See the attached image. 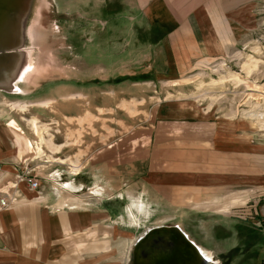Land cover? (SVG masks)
I'll use <instances>...</instances> for the list:
<instances>
[{
	"label": "rangeland",
	"instance_id": "1",
	"mask_svg": "<svg viewBox=\"0 0 264 264\" xmlns=\"http://www.w3.org/2000/svg\"><path fill=\"white\" fill-rule=\"evenodd\" d=\"M130 3L23 0L16 17L17 45L24 42L31 54L21 56L26 51L19 46L14 69L0 70L3 81L16 78L17 88L0 89V119L25 137L27 163L35 170L41 193L74 203L91 199L113 216L109 222L124 236L114 239L107 260L93 257L92 264H131L135 240L159 225H177L210 254L209 264H264V187L250 182L235 187L246 188L248 197L226 214L211 207L200 211L189 203L167 204L155 195L143 196L131 172L124 175L129 186L121 193L109 162L116 138L122 135L126 161L132 138L142 140L171 117H225L240 129L248 126L264 142V0H251L246 11L237 9L241 39L229 55L177 75L169 72L173 68L158 66L164 31L141 26L127 9ZM106 121L107 145L97 136ZM85 129L93 137L86 169L79 139ZM100 150L107 166L100 162ZM71 161L78 166L76 172Z\"/></svg>",
	"mask_w": 264,
	"mask_h": 264
},
{
	"label": "crops",
	"instance_id": "2",
	"mask_svg": "<svg viewBox=\"0 0 264 264\" xmlns=\"http://www.w3.org/2000/svg\"><path fill=\"white\" fill-rule=\"evenodd\" d=\"M250 4L251 0H131L127 9L141 26L164 31L159 42L164 53L157 57L158 66L173 68L169 72L177 75L195 64L229 55L241 39L236 11ZM242 27L246 28L244 22ZM231 122L225 117L212 121L167 118L168 124L149 130L142 140L132 138L135 143L129 146L126 161L121 135L109 147L114 150L109 162L117 174L115 187L124 192V186H129L124 175L131 172L132 182H137L143 196L228 213L248 197L246 188L235 187H245L248 182L264 187V142L254 138L248 126L240 129ZM107 128L106 121L97 135L105 143ZM91 135L85 129L79 138L83 140L84 169L91 160L86 154L91 149ZM99 154L100 162L107 166L103 151ZM28 155L25 137L0 119V199L8 202L0 207V264L107 260L114 239L124 236L109 222L113 216L95 207L91 199L79 203L70 198L54 200L39 187H29L22 175L36 174L27 163ZM77 169L71 161V171Z\"/></svg>",
	"mask_w": 264,
	"mask_h": 264
},
{
	"label": "water",
	"instance_id": "3",
	"mask_svg": "<svg viewBox=\"0 0 264 264\" xmlns=\"http://www.w3.org/2000/svg\"><path fill=\"white\" fill-rule=\"evenodd\" d=\"M204 260L177 225H159L136 239L131 264H206Z\"/></svg>",
	"mask_w": 264,
	"mask_h": 264
},
{
	"label": "bare ground",
	"instance_id": "4",
	"mask_svg": "<svg viewBox=\"0 0 264 264\" xmlns=\"http://www.w3.org/2000/svg\"><path fill=\"white\" fill-rule=\"evenodd\" d=\"M22 4H23V0H0V44H2L0 47V70L2 68H3V70H4V68H10L11 69V67H13L15 65V64H13V58L15 55H18L19 53H21L20 52L21 50H18L19 46H21L22 50L24 49L26 51L24 53H21L22 54L21 56H23V55L28 56V54H31L30 49L24 48L25 47L24 42H21V44L17 45V36H16L17 30H16V28H17L18 21L16 20V17H18L19 13L21 12ZM19 29H20V27H19ZM20 61H22V60H20ZM29 65H31V64H29ZM13 69H14V67H13ZM26 69L27 68H25L24 70H26ZM9 73H10V70H9ZM11 73H13V72L11 71ZM10 78H11V76H10ZM15 80H16V78H15ZM15 80L13 82H11V81L5 82L2 80L1 75H0V89L3 88V89H6L7 91L17 90V88L15 86ZM32 125H33L32 126L33 128L36 127L35 126L36 123H34V121H32ZM50 148L52 149L51 146H50ZM39 150H40V147L37 145L36 151L39 152ZM72 168L75 169V167H73V166H72ZM70 186L72 188H75L72 184ZM197 249H198L200 255L205 259L204 261H206V264H209L211 261L210 254L208 252H206V250H203L199 247H197ZM191 262L192 261H189L190 264L193 263V262L192 263Z\"/></svg>",
	"mask_w": 264,
	"mask_h": 264
},
{
	"label": "built area",
	"instance_id": "5",
	"mask_svg": "<svg viewBox=\"0 0 264 264\" xmlns=\"http://www.w3.org/2000/svg\"><path fill=\"white\" fill-rule=\"evenodd\" d=\"M22 179L25 180L29 184V187L33 189H37L39 187L38 180L34 175L30 174V172H24V174L22 175ZM7 205L8 202L5 199H0L1 208L6 207Z\"/></svg>",
	"mask_w": 264,
	"mask_h": 264
}]
</instances>
